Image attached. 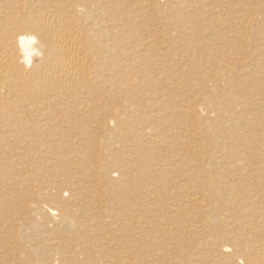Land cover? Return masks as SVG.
I'll use <instances>...</instances> for the list:
<instances>
[{"label": "bare ground", "instance_id": "obj_1", "mask_svg": "<svg viewBox=\"0 0 264 264\" xmlns=\"http://www.w3.org/2000/svg\"><path fill=\"white\" fill-rule=\"evenodd\" d=\"M256 3L0 0V264H264Z\"/></svg>", "mask_w": 264, "mask_h": 264}, {"label": "rangeland", "instance_id": "obj_2", "mask_svg": "<svg viewBox=\"0 0 264 264\" xmlns=\"http://www.w3.org/2000/svg\"><path fill=\"white\" fill-rule=\"evenodd\" d=\"M179 1H181L182 4L187 6L188 8L192 6L194 9L196 7L200 9V11H201V14L199 15L200 24H199L198 18L197 19H195V18H189L188 19L186 17V19L184 18V20H186L184 22H180V21L173 18L171 22H173L177 25H186V27L188 26V29L185 30L186 27H184V28L180 29L181 31H176L175 33L169 34L167 36L168 45L171 47H173L174 44L180 46V48L184 47L182 45L183 38L188 37V35H191V32L193 30H195V28H197V27H202L204 30V33L206 35V36H202L201 34H196L195 38L199 41L209 40V42H211L209 37L212 35H216L221 30L226 31V33H227V34L222 35V37L225 39V38L229 37L230 33L232 32V31L228 30L230 28H233V27L229 26L232 23V21L234 19L237 21L239 16H242L244 14V12H241V11H239V9H237L242 5H235V6L232 5L233 3H235L239 0H179ZM255 5L257 7L255 12H249V15L254 16L255 18H257L260 15V18H257V20L260 19L259 22L263 23V25H262L263 30L260 31V34L262 37V36H264V11H263L264 0H257V3ZM209 7H213L214 9H223V13L219 16V18H220L219 24L215 23L214 19L208 15L207 9ZM231 7H233L234 9L233 10L230 9ZM256 29H257V27H256ZM198 30L201 31V29H198ZM254 30H255V27L253 26V32H254ZM259 35L254 36L252 33V39L254 40V42H255V38H257ZM176 41H178V42L175 43ZM262 41H264V39H262ZM194 44L197 46V41L195 39H194ZM226 44H227L226 41L224 44L223 41L220 39L219 42L213 44V45H215L216 48L215 49L212 48V49H214L215 52L221 51V50L226 49L228 47V45H226ZM195 54H196V58L201 59V60L207 56L204 53H202L197 47H195ZM22 239H21V241H24V238H22ZM0 250H1V248H0ZM0 255L2 256V259L6 258V255L4 256V253L0 252ZM32 261L33 260H27V262H25L24 264H34V262H32ZM6 263H7V261H6ZM14 263H15L14 261H10L7 264H14Z\"/></svg>", "mask_w": 264, "mask_h": 264}]
</instances>
